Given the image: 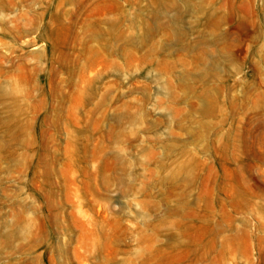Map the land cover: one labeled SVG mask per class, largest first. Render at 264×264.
Returning <instances> with one entry per match:
<instances>
[{"label": "rangeland", "instance_id": "rangeland-1", "mask_svg": "<svg viewBox=\"0 0 264 264\" xmlns=\"http://www.w3.org/2000/svg\"><path fill=\"white\" fill-rule=\"evenodd\" d=\"M0 264H264V0H0Z\"/></svg>", "mask_w": 264, "mask_h": 264}]
</instances>
